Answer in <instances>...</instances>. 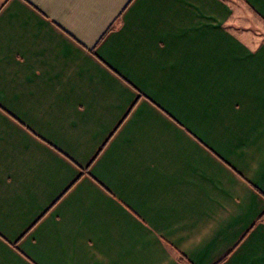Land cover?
Wrapping results in <instances>:
<instances>
[{"label": "crops", "instance_id": "0c3cea01", "mask_svg": "<svg viewBox=\"0 0 264 264\" xmlns=\"http://www.w3.org/2000/svg\"><path fill=\"white\" fill-rule=\"evenodd\" d=\"M235 2L264 24L0 0V264H264V36Z\"/></svg>", "mask_w": 264, "mask_h": 264}, {"label": "rangeland", "instance_id": "374dc122", "mask_svg": "<svg viewBox=\"0 0 264 264\" xmlns=\"http://www.w3.org/2000/svg\"><path fill=\"white\" fill-rule=\"evenodd\" d=\"M234 7L235 12L240 15L238 21L241 25H250L254 29L257 28V33L264 36V24L259 18L251 17L252 14L248 17L247 14H249V11L243 3L235 2Z\"/></svg>", "mask_w": 264, "mask_h": 264}, {"label": "trees", "instance_id": "16d2710c", "mask_svg": "<svg viewBox=\"0 0 264 264\" xmlns=\"http://www.w3.org/2000/svg\"><path fill=\"white\" fill-rule=\"evenodd\" d=\"M181 260L183 259L181 256L179 257Z\"/></svg>", "mask_w": 264, "mask_h": 264}]
</instances>
